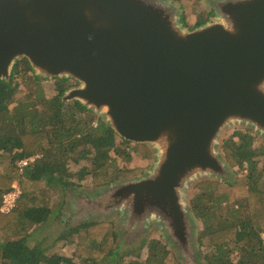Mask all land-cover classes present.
Wrapping results in <instances>:
<instances>
[{"label":"water","instance_id":"95a60500","mask_svg":"<svg viewBox=\"0 0 264 264\" xmlns=\"http://www.w3.org/2000/svg\"><path fill=\"white\" fill-rule=\"evenodd\" d=\"M210 2L222 22L184 32L163 0H0V79L25 58L43 78L79 82L64 100L101 113L123 140L159 145L155 174L110 194L130 221L154 215L182 243L179 190L222 173L220 130L238 121L264 134V0Z\"/></svg>","mask_w":264,"mask_h":264},{"label":"trees","instance_id":"16d2710c","mask_svg":"<svg viewBox=\"0 0 264 264\" xmlns=\"http://www.w3.org/2000/svg\"><path fill=\"white\" fill-rule=\"evenodd\" d=\"M170 1L181 10L189 3ZM197 7L182 13L184 28L186 17L195 15L188 31L204 26L212 15ZM41 80L24 58L13 64L7 81L0 79V202L13 184L21 189L16 207L0 213V264H77L74 258L80 259L78 264H182L156 239H143L137 249L121 255V245H109L118 235L108 221H87L62 233L58 239L74 246L70 258L53 252V245H30L31 229H44L58 219L61 207L48 206V188L70 190L86 179L92 188H105L140 172L118 167L117 157L130 161L150 155L148 145L120 138L101 113L64 100L75 86L72 79H52L56 93L50 98L44 97ZM252 134L241 130L218 147L230 170L244 172L237 183L204 179L194 185L189 210L201 224L196 244L204 264H264V148L253 145ZM35 156L20 173L18 162ZM142 252L144 260L139 261Z\"/></svg>","mask_w":264,"mask_h":264},{"label":"rangeland","instance_id":"374dc122","mask_svg":"<svg viewBox=\"0 0 264 264\" xmlns=\"http://www.w3.org/2000/svg\"><path fill=\"white\" fill-rule=\"evenodd\" d=\"M163 1L166 3L168 2L170 6L175 9L177 12L175 19L184 32H190L187 29L193 27L195 23V15L189 14L186 17L187 26L184 28L180 22L182 13L186 12V10L188 13L190 9L194 10L196 4L198 6L197 9L203 10L206 14H212L207 23L213 24L222 22L219 14L215 11L213 5L214 2H210V0H188L189 3L186 6V9L183 8L182 10L179 8L178 3L171 2L170 0ZM21 59L23 58L15 60L14 64ZM35 75L42 79L39 85L43 89L45 94L44 97L50 98L54 96L56 93L55 80L43 78L36 73ZM73 81L75 82V86L70 88L69 91L81 87L79 82L75 80ZM244 129L252 131V136H254L253 145L255 147L263 146L264 148V134L260 130L247 123L238 121L229 122L220 130L213 146V154L219 158L223 170L222 173H195L186 180L179 190V203L185 214L183 216V226L186 229L185 234L187 235L185 236L184 243L181 242L183 236L182 238H179L178 236L173 235L167 227V222L160 220L154 215L130 221V214H128L127 209L129 208L128 202L126 204L121 203L119 197L114 198L113 194H110L111 189L115 188V186L150 178L155 174L162 157V151L159 145L146 144L149 147V156L142 158H136L133 156L130 161H125L122 157L116 158V165L118 167L140 170L135 177L127 176V178H124L121 182L100 189L92 188L89 179L83 180L80 183V187H73L70 190L55 191L52 188H48L46 191V202L48 206L52 209L61 207L58 213V219L50 221L49 225L44 229H31L29 231L30 245L32 246L39 242L42 246L53 245V252L70 258L72 257L74 246L73 244H67V241L65 242L64 240L58 239L62 233H66L68 229L87 221H108L113 224V230L118 235L117 241L115 243L110 241L109 245H112L113 247L118 244L121 245V255L132 248L137 249L143 239H156L160 241L161 244L166 245L167 250H170L180 263L204 264V261H202L201 258L203 253L198 249L196 244V236L201 229V224L189 210L190 202L195 194L194 185L198 180L204 179L218 180L231 185L237 183V180L244 175V172H240L237 168L230 170L221 158L218 147L222 140L228 139L229 137H232L234 133ZM234 140L237 142V137H234ZM260 167H264V161L263 163L260 162ZM75 169L76 167L71 168V171H74ZM262 182L263 188L261 189L264 190V174ZM117 205H119V207H117ZM223 206H225V204H223ZM234 208L236 207L234 206ZM136 251L137 250H135L134 254L131 256V259L134 261L136 260V257L134 256L137 254ZM74 260L77 264L81 263L80 259L77 260L74 258ZM138 260H144V252H142V257Z\"/></svg>","mask_w":264,"mask_h":264},{"label":"built area","instance_id":"2783aa9c","mask_svg":"<svg viewBox=\"0 0 264 264\" xmlns=\"http://www.w3.org/2000/svg\"><path fill=\"white\" fill-rule=\"evenodd\" d=\"M33 159H26L18 162L17 168L19 172L23 170L30 162H32ZM21 196V190L18 185L14 184L10 191L5 193L2 196L1 202H0V213L2 214H9L15 207L18 202V199ZM261 238L264 240V233L261 234Z\"/></svg>","mask_w":264,"mask_h":264},{"label":"clouds","instance_id":"9594fccd","mask_svg":"<svg viewBox=\"0 0 264 264\" xmlns=\"http://www.w3.org/2000/svg\"><path fill=\"white\" fill-rule=\"evenodd\" d=\"M68 91H69V90H68ZM66 93H67V92H66ZM36 158H38V157L35 156V157H32V158H29L28 160L33 159V160H32V162H33ZM23 160H26V159H23ZM30 163H31V162H30ZM13 185H14V184H13ZM13 185H12V186H13ZM20 190H21V189H20ZM18 200H19V199H18ZM16 205H17V204H16ZM5 215H6V214H5ZM263 233H264V232H263Z\"/></svg>","mask_w":264,"mask_h":264},{"label":"flooded vegetation","instance_id":"af4514ba","mask_svg":"<svg viewBox=\"0 0 264 264\" xmlns=\"http://www.w3.org/2000/svg\"><path fill=\"white\" fill-rule=\"evenodd\" d=\"M115 198V197H114Z\"/></svg>","mask_w":264,"mask_h":264}]
</instances>
